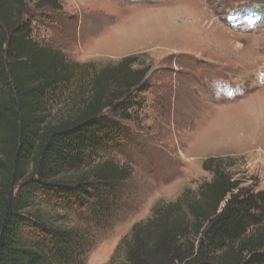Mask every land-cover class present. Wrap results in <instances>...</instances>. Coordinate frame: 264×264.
<instances>
[{
	"label": "rangeland",
	"instance_id": "1",
	"mask_svg": "<svg viewBox=\"0 0 264 264\" xmlns=\"http://www.w3.org/2000/svg\"><path fill=\"white\" fill-rule=\"evenodd\" d=\"M61 3L58 11L29 5L33 38L91 64L86 79L127 55L150 68L145 88L133 93L132 118L122 121L128 138L92 161L111 159L131 170L108 212L45 208L57 225L79 234L72 264H124L121 241L134 224L147 221L155 205L198 196L211 179L202 166L209 156L229 158L235 179L264 190V0ZM76 82L66 93L79 91ZM61 101L54 116L68 104ZM25 234L35 236L34 229Z\"/></svg>",
	"mask_w": 264,
	"mask_h": 264
},
{
	"label": "trees",
	"instance_id": "2",
	"mask_svg": "<svg viewBox=\"0 0 264 264\" xmlns=\"http://www.w3.org/2000/svg\"><path fill=\"white\" fill-rule=\"evenodd\" d=\"M31 3L62 9L61 0H0V264H72L79 234L45 208L108 212L131 170L92 161L128 138L122 121L132 118L133 93L145 88L150 68L127 55L86 79L91 64L34 40ZM74 82L79 91L66 93ZM62 99L68 104L54 116ZM232 164L207 157L211 179L198 196L155 205L134 224L121 241L124 264H264V190L235 179Z\"/></svg>",
	"mask_w": 264,
	"mask_h": 264
}]
</instances>
